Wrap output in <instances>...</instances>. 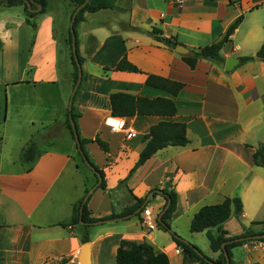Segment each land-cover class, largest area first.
<instances>
[{
	"label": "crops",
	"instance_id": "1",
	"mask_svg": "<svg viewBox=\"0 0 264 264\" xmlns=\"http://www.w3.org/2000/svg\"><path fill=\"white\" fill-rule=\"evenodd\" d=\"M44 1L43 13L42 7L33 12L30 23L22 5L0 3V264H78L85 230L63 224L97 182L66 127L74 86L69 26L77 6L70 0ZM99 3L107 7L84 12L75 27L82 69L72 101L78 132L83 139L97 136L109 147L105 153L95 142L85 145L105 179V190L97 187L89 196L90 216L99 220L117 216L138 199H145L142 206L159 214L165 199L158 194L150 198V193L169 184L177 194L170 230L195 246L205 233L189 231L194 214L225 197L238 198L242 204L241 211L232 212L222 225L228 237L249 227L261 232L264 168L253 165L252 155L259 145L264 147V62H239L231 71L224 70V63L229 57H254L264 43V0L86 4ZM238 17L241 23L221 49L224 62L200 60L194 69L149 34L157 29L191 53L219 40ZM123 57L138 72L114 70ZM148 75L183 83L174 97L176 113L169 120L185 124L189 142L159 150L119 185L138 161L149 129L167 118L123 117L125 131L112 132L105 121L120 117L111 113L110 95L169 98L167 92L145 85ZM31 139L40 153L26 163L22 154ZM147 198L151 200L146 203ZM141 207L114 217L126 218L86 229L91 264H116L123 240L147 242L164 253L169 264H199L183 262L169 232L158 226L146 230L137 212ZM242 248L246 256L240 261L231 250L234 264H264V242H246ZM209 251L210 255L203 252L215 260L218 253Z\"/></svg>",
	"mask_w": 264,
	"mask_h": 264
},
{
	"label": "trees",
	"instance_id": "2",
	"mask_svg": "<svg viewBox=\"0 0 264 264\" xmlns=\"http://www.w3.org/2000/svg\"><path fill=\"white\" fill-rule=\"evenodd\" d=\"M75 4V6H79L84 2V0H70ZM38 4L41 5V10L39 13H43L45 8V1L44 0H37ZM0 3L6 7H13L22 5L25 10L26 20L30 23V18H32L35 13L29 11L23 2V0H0ZM104 4H96V5H89L85 4L77 13L75 21H74V33L75 27L78 21L82 19V14L84 12H95L100 9L106 8ZM31 8H35V6L31 5ZM242 17H238L226 30L225 34L217 41L198 48L197 50L191 51L188 55H182L181 59L183 62L190 68L194 69L196 64L200 60H207L214 63H223L224 59L221 56V49L225 45V43L231 40V36L238 25L241 23ZM149 34L157 41L162 43L163 45L169 47L170 49L174 50L175 47L178 45V42L175 38L163 37L161 32L157 29H152ZM71 38L70 35L69 43L71 45ZM77 52V49H76ZM255 56L260 57V60L264 62V43L256 52ZM77 57L79 63H81V58L78 55ZM253 56H245L240 58L241 63H245L247 61L253 60ZM71 61L74 66V73L72 82L73 85L75 84L77 77H78V69L77 64L74 60V57L71 53ZM114 70L117 71H127V72H138L137 67L133 64L128 62L125 57H123L115 66ZM145 85L152 87L154 89L162 90L167 92L170 97H156V98H148L142 96H134L127 93L117 92L110 95V106H111V113L113 116L117 117H132L135 115L138 116H160L167 118L166 120H162L158 122L156 125L152 126L147 134L144 136V140L146 141L145 147L140 153L139 159L134 165V167L130 170L126 178L119 182V185L125 183L130 175L145 163L151 156H153L159 150L166 148L168 146L172 147H183L188 144V138L186 136V126L184 123L181 122H174L169 120V118L173 117L176 113V105L174 102V97L178 95V93L183 88V83L162 78L156 75H148L145 80ZM80 87V85H79ZM78 87V89H79ZM77 89V91H78ZM77 91L74 95V98L77 94ZM73 98V100H74ZM71 116L75 122V127L79 139V144L81 148L82 154L79 155L82 159V155L85 157L88 165L93 167V173L96 181L98 180V176L101 178V182L98 188L105 190V179H104V172L102 169L97 168L91 159L88 156L87 150L85 145L89 142H95L105 153L109 152L108 143L102 141L99 137H95L93 139H83L80 137L76 122L77 114L71 110ZM66 127L69 130L70 134L73 133L69 123V118L66 119ZM75 140V139H74ZM77 146V145H76ZM78 149V148H77ZM40 153L39 147L37 142L34 140H30L27 146L23 150L22 159L26 163H31L35 157ZM83 160V159H82ZM84 162V161H83ZM252 162L253 165L264 168V147L259 145L255 152L252 155ZM85 163V162H84ZM86 164V163H85ZM88 190L85 191V193ZM163 193L166 195L167 199L169 200V206L167 210L162 215V224L158 223V227L162 228L163 230L169 232L170 227L168 221L171 219L172 214L176 210L177 205V194L174 190L169 189V184H167L164 188H162ZM165 199V201H167ZM88 200L82 207V212L80 214V208L82 200L79 201L73 209V215L71 220L63 224V226H80L85 231L82 235V242L88 243L89 237L86 233V229L93 225V223L99 219L93 218L90 216V212L88 211ZM145 199H138L136 204L130 208L125 209L121 214L115 216L110 215L103 219H110L119 216H125L133 213L136 209L140 208L144 204ZM165 206V205H164ZM162 207V209L164 208ZM144 208V207H143ZM142 208V209H143ZM139 211V213L142 211ZM242 209L241 201L238 198H230L225 197L220 203L214 205H205L201 207L193 216L189 231L191 233H205L207 240L209 241L210 249L213 252H217L218 256L215 260L204 255L194 244L186 241L182 237L178 236L173 232H169L171 234L172 240L175 242L177 247L180 249L183 262L189 263H199V264H210L209 261H213L216 264H226L225 257L221 245L226 242L233 240L239 237H247L256 234H261L264 232H255L252 228H247L242 234L235 237H228L227 232L223 230L222 225L225 221L229 219L231 213H239ZM82 222L83 224H81ZM213 228H215L216 232L213 233ZM264 242V238L259 240H248V241H240V242H231L228 243L225 248L230 258V264H234L232 261V254L231 249L236 246L243 245L246 242ZM198 252L202 254V256L198 255ZM116 264H169L168 257L161 252H157L154 248L148 244L147 242L135 243L131 241H121L116 253Z\"/></svg>",
	"mask_w": 264,
	"mask_h": 264
},
{
	"label": "water",
	"instance_id": "3",
	"mask_svg": "<svg viewBox=\"0 0 264 264\" xmlns=\"http://www.w3.org/2000/svg\"><path fill=\"white\" fill-rule=\"evenodd\" d=\"M23 2L25 3L27 9L31 12H38L41 8V6L35 2L34 0H23ZM87 3V0H85L82 4H80L79 6H77V8L74 10V12L72 13V16H71V20H70V33H71V49H72V55L74 57V60L77 64V69H78V77H77V80L72 88V91H71V94H70V97H69V102H68V118H69V123H70V126H71V129H72V133H73V136H74V139H75V142H76V145H77V148H78V151L80 152V154H82L81 152V148H80V144H79V139H78V135H77V131H76V127H75V122L71 116V110H72V101H73V98H74V95L80 85V82H81V79H82V69H81V64L79 63L78 61V57H77V52H76V39H75V33H74V21H75V18H76V15L78 13V11ZM31 5L35 6L36 9H32L31 8ZM174 51L179 54V55H188L190 52L188 49H186L185 47H183L182 45H177L174 49ZM255 60H260V57L258 56H255L254 57ZM240 62L239 58H236V57H229V58H226L225 60V63H224V70L225 71H231L238 63ZM82 159L83 161L86 163V165L91 169L93 170V167L89 166L88 165V162L86 161L85 157L82 155ZM94 171V170H93ZM101 182V178L98 176V180L97 182L91 187L88 189V191L85 193L83 199H82V203H81V208H80V214L82 212V207L83 205L85 204V202L88 200L89 196L96 190V188L99 186ZM154 194H158L160 196H162L164 199H167L166 195L163 193L162 190H154L150 193V198H153V195ZM151 199L147 198L146 199V203L149 202ZM169 206V200L167 199V201H165V206L164 208L161 210V212L158 214L157 216V222L159 224H162V215L164 214V212L167 210ZM144 206H142L141 208H143ZM140 209L137 211L139 212ZM123 218H126V217H123ZM123 218H113V219H102V220H97L95 221L93 224H102V223H106V222H112V221H117V220H121ZM81 224H83L82 222H80ZM169 232H171V230H169ZM264 238V234L261 233V234H256V235H252V236H247V237H239V238H235L233 240H230V241H226L224 242L222 245H221V248L223 250V253H224V257H225V261H226V264H230V258H229V255L226 251V248L225 246L228 244V243H231V242H240V241H247V240H259V239H262ZM198 255L202 256L201 253L198 252ZM210 264H216L214 263L213 261H209ZM78 264H91V259H90V244L89 243H85L81 250H80V254H79V257H78Z\"/></svg>",
	"mask_w": 264,
	"mask_h": 264
},
{
	"label": "built area",
	"instance_id": "4",
	"mask_svg": "<svg viewBox=\"0 0 264 264\" xmlns=\"http://www.w3.org/2000/svg\"><path fill=\"white\" fill-rule=\"evenodd\" d=\"M105 123L109 126L112 132L125 131L126 120L123 117L120 118H108ZM126 137H131V131H126ZM160 213V211H159ZM158 214H153L151 206L144 207L140 213L141 224L145 226L146 230L151 231L158 226L157 222Z\"/></svg>",
	"mask_w": 264,
	"mask_h": 264
},
{
	"label": "rangeland",
	"instance_id": "5",
	"mask_svg": "<svg viewBox=\"0 0 264 264\" xmlns=\"http://www.w3.org/2000/svg\"><path fill=\"white\" fill-rule=\"evenodd\" d=\"M59 1V0H58ZM51 5L53 6H51V9H55V4H54V2H52L51 3ZM255 57V56H254ZM253 57V58H254ZM71 67H74V66H72V64H71ZM0 98H2V90L0 89ZM262 224V226H261V231H263L264 232V222H262L261 223ZM186 241H188V240H186ZM196 242V245L198 246L197 248L204 254V252L205 253H207V254H211L210 253V246H209V241L207 240V238H206V236L205 235H202L201 237H198L196 240H195ZM248 241V240H247ZM189 242V241H188ZM253 242H257V241H253ZM232 250V249H231ZM233 250H234V252H235V254H236V258H235V261H240V260H242L245 256H246V251L242 248V245H240V246H236V247H234L233 248ZM204 251V252H203ZM205 255V254H204ZM233 261V260H232Z\"/></svg>",
	"mask_w": 264,
	"mask_h": 264
}]
</instances>
